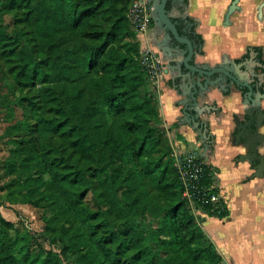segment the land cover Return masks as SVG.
Listing matches in <instances>:
<instances>
[{
    "label": "trees",
    "instance_id": "trees-1",
    "mask_svg": "<svg viewBox=\"0 0 264 264\" xmlns=\"http://www.w3.org/2000/svg\"><path fill=\"white\" fill-rule=\"evenodd\" d=\"M133 1L0 0V64L32 92L30 115L6 128L7 199L43 208L60 245L22 259L0 212V264H224L183 196L155 91L141 95Z\"/></svg>",
    "mask_w": 264,
    "mask_h": 264
},
{
    "label": "crops",
    "instance_id": "crops-1",
    "mask_svg": "<svg viewBox=\"0 0 264 264\" xmlns=\"http://www.w3.org/2000/svg\"><path fill=\"white\" fill-rule=\"evenodd\" d=\"M242 5L243 12L233 17L235 24L222 26L224 5L213 9L202 6L200 0L196 3L192 0L186 15L200 20L195 28L203 38V51L196 58L198 63L239 62L254 50L257 61L264 65V21L257 20L253 3L243 2ZM139 40L140 46L149 43L163 61L162 76L151 84L171 147L181 152L197 151L215 169L220 194L226 200L227 214L222 217L200 211L201 227L222 255L224 264H264V176H254L258 161L238 160L240 154L246 153L240 132L244 130L250 104L244 102L242 91L230 87L227 81L222 86L212 87L198 99L201 105L213 106L199 118L201 127L208 128L209 139L203 140L198 130L183 120V105L179 101L186 98L190 89L189 82L175 67L174 60L180 58L169 57L155 45L154 24ZM256 71L264 73V66H257ZM251 81L256 83L258 79ZM256 90L264 93V84ZM260 132L264 134V124ZM261 152L264 153V148ZM19 206L25 208L24 204ZM20 207L1 206L0 212L14 221L12 214Z\"/></svg>",
    "mask_w": 264,
    "mask_h": 264
},
{
    "label": "water",
    "instance_id": "water-1",
    "mask_svg": "<svg viewBox=\"0 0 264 264\" xmlns=\"http://www.w3.org/2000/svg\"><path fill=\"white\" fill-rule=\"evenodd\" d=\"M152 3V19L154 22L155 45L169 57H179L174 60L175 67L179 70L183 79L189 82L186 98L179 101L183 105V120L190 123L198 130L203 140H208V128L201 127L200 115L210 111L213 106L201 105L199 97L205 96L212 87L217 84L222 86L223 82H229L230 87L242 91L244 102L250 104L247 110V121L244 122L243 131L240 132L242 145L246 153L240 154L238 160H248L251 163L258 161L254 176H264V134L260 128L264 124V110L262 100L264 93L256 90L264 84V73H258L256 67L264 65L257 61L256 51L252 50L250 56L242 61H221L216 65L209 63H198L196 61L197 44L187 34H182L179 24L170 15L166 8L168 0H147ZM240 0H232L224 16L223 25H231V16ZM264 5L263 3L260 5ZM258 64V65H257ZM257 78L253 83L251 80ZM227 88V86H225ZM229 88V87H228ZM193 111V112H192Z\"/></svg>",
    "mask_w": 264,
    "mask_h": 264
},
{
    "label": "rangeland",
    "instance_id": "rangeland-1",
    "mask_svg": "<svg viewBox=\"0 0 264 264\" xmlns=\"http://www.w3.org/2000/svg\"><path fill=\"white\" fill-rule=\"evenodd\" d=\"M5 24L10 32L18 27L13 13L5 15ZM149 84L148 88L144 87L141 90L142 97H144L147 90H153L154 87H152L151 82ZM31 94L32 92H29L28 89L23 90L16 86L13 77L0 64V207L14 209V207L19 208V204H24L25 208L23 209L21 206L20 209L14 210L15 214L13 213L12 217L25 239L19 246L21 249L20 257L23 259L26 256L28 262L35 259L39 260L49 249L53 248L57 252L60 251L59 243L52 240L45 232L46 224L43 219V208L33 207L21 202L13 203L7 199V193L10 190L7 189L6 182L11 177L5 171V162L10 155V144L7 142L6 128L10 123H15L30 115L29 98ZM87 201L94 204L91 194L87 196ZM191 207L197 215L202 211L197 206ZM5 217L8 219L7 216ZM22 264H26L24 260Z\"/></svg>",
    "mask_w": 264,
    "mask_h": 264
},
{
    "label": "built area",
    "instance_id": "built-area-1",
    "mask_svg": "<svg viewBox=\"0 0 264 264\" xmlns=\"http://www.w3.org/2000/svg\"><path fill=\"white\" fill-rule=\"evenodd\" d=\"M138 38L145 37L152 27L151 5L147 0H134L129 10ZM140 61L152 84H155L164 72V65L159 53L149 44L140 47ZM180 180L183 185V196L192 205L209 207L218 216H224L226 200L220 194L216 171L197 151L172 152ZM209 167L211 179L207 180L206 170Z\"/></svg>",
    "mask_w": 264,
    "mask_h": 264
},
{
    "label": "flooded vegetation",
    "instance_id": "flooded-vegetation-1",
    "mask_svg": "<svg viewBox=\"0 0 264 264\" xmlns=\"http://www.w3.org/2000/svg\"><path fill=\"white\" fill-rule=\"evenodd\" d=\"M194 1L196 3V1L198 0H194ZM231 1L232 0H200L202 6L204 7L209 6L213 9H216L221 5L225 6L223 19L221 21L222 26H224L223 25L224 16L228 10V7L231 4ZM263 1L264 0H240V2L238 3L239 10L237 9L238 6H236L234 13L231 16V25L229 26L235 24V19L233 20L235 14L243 12L244 10V7L242 5L243 2L253 3V5L255 6L254 8L257 11L256 18L260 23H262V21H264V5L261 6V8L260 5L263 3ZM191 4H192V0H168L166 4V8L170 13V15L173 17V19L178 22L182 34L189 35L192 38V40L197 44V55H196L197 58V56L200 55L201 52L203 51L202 50L203 38L201 35H198L195 31V28L200 23V20L186 15V12L188 11ZM150 5H151V13H152L154 6L152 5V3H150Z\"/></svg>",
    "mask_w": 264,
    "mask_h": 264
}]
</instances>
